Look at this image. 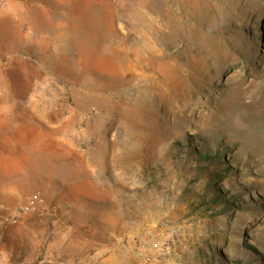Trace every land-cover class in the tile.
Here are the masks:
<instances>
[{
    "label": "rangeland",
    "instance_id": "obj_1",
    "mask_svg": "<svg viewBox=\"0 0 264 264\" xmlns=\"http://www.w3.org/2000/svg\"><path fill=\"white\" fill-rule=\"evenodd\" d=\"M0 10V63L46 53L65 96L56 134L74 142L73 155L46 133V167L59 159L63 171L0 173L20 184L0 201L7 264H146L134 227L152 223L203 264H264V0H0ZM38 193L47 208L14 224Z\"/></svg>",
    "mask_w": 264,
    "mask_h": 264
},
{
    "label": "crops",
    "instance_id": "obj_2",
    "mask_svg": "<svg viewBox=\"0 0 264 264\" xmlns=\"http://www.w3.org/2000/svg\"><path fill=\"white\" fill-rule=\"evenodd\" d=\"M20 11L26 10L20 8ZM3 14V11L0 10V18L3 17ZM35 18L36 16H33L30 21L33 25L36 24ZM5 59H7L6 63H0V173L65 170L64 163H61L59 159L54 162L53 168L46 167V158L49 157L47 149L50 148L46 133L49 131L52 132L53 146L57 144L58 140L61 144L67 142V145L72 147L74 155V142L63 136L58 137L56 134V127L59 126L57 116L60 108L64 105L65 96L63 89L53 83L45 62L46 53L30 54L24 51H15ZM50 120L52 129L49 127ZM70 154L71 151H68L65 156L64 152L56 153L53 156L57 158L61 156L64 161V157H68ZM31 164H34L35 167H28ZM72 164L73 170H75V163ZM73 181L80 182L79 178ZM19 186L18 176L1 174L0 196L3 198H0V201L14 202L18 195L13 197L9 192L18 193ZM76 196L78 194L74 192L73 197ZM156 226L157 223L139 224L134 228L140 230L144 240H147L149 235L152 239L165 236L162 230L158 233V230L153 229ZM175 251L176 258L185 260L187 264H203L187 245L175 246Z\"/></svg>",
    "mask_w": 264,
    "mask_h": 264
},
{
    "label": "built area",
    "instance_id": "obj_3",
    "mask_svg": "<svg viewBox=\"0 0 264 264\" xmlns=\"http://www.w3.org/2000/svg\"><path fill=\"white\" fill-rule=\"evenodd\" d=\"M40 193L30 199V201L21 207L20 210L14 212V216L11 221L15 224L22 215H27L42 208H47L42 205ZM9 210L8 207L0 205V215ZM173 233H168L165 237H158L156 239L148 238L140 244V251L145 257V261L148 264H155L162 262L164 264H187L183 259L176 258V251L172 242ZM152 240V241H149ZM7 253L4 249L0 248V264H6Z\"/></svg>",
    "mask_w": 264,
    "mask_h": 264
},
{
    "label": "bare ground",
    "instance_id": "obj_4",
    "mask_svg": "<svg viewBox=\"0 0 264 264\" xmlns=\"http://www.w3.org/2000/svg\"><path fill=\"white\" fill-rule=\"evenodd\" d=\"M143 67H144V64H143ZM144 68H146V67H144ZM147 73H148V71H147ZM142 75H143L144 79H147V81L149 82V84L151 86L155 87V89L163 88V86H164L163 84L164 83L161 81V78L159 76H156V74L155 75L154 74L153 75H147L146 72H145Z\"/></svg>",
    "mask_w": 264,
    "mask_h": 264
}]
</instances>
